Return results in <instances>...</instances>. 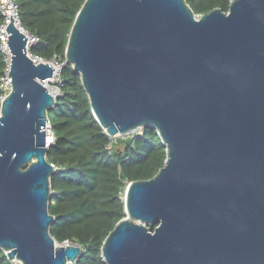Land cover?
Listing matches in <instances>:
<instances>
[{
    "label": "water",
    "instance_id": "water-1",
    "mask_svg": "<svg viewBox=\"0 0 264 264\" xmlns=\"http://www.w3.org/2000/svg\"><path fill=\"white\" fill-rule=\"evenodd\" d=\"M11 21L0 251L19 264H71L80 246L49 232L45 126L55 98L44 83L53 68L26 55ZM64 59L108 137L150 126L165 147L157 173L127 185L104 264H264V0L200 15L185 0H84Z\"/></svg>",
    "mask_w": 264,
    "mask_h": 264
},
{
    "label": "trees",
    "instance_id": "trees-1",
    "mask_svg": "<svg viewBox=\"0 0 264 264\" xmlns=\"http://www.w3.org/2000/svg\"><path fill=\"white\" fill-rule=\"evenodd\" d=\"M83 1L15 0L20 25L40 39L31 54L43 60L55 58L62 64L59 94L47 110L48 125L55 136L45 155L55 166L48 201V213L54 217L50 235L59 244L67 241L80 246V257L71 264H104L102 242L125 217L127 185L153 177L163 166L166 153L153 127L144 126L139 132L112 139L92 115L79 74L64 63L68 33ZM185 1L200 15L214 8L227 12L231 0ZM4 67L0 49V77ZM0 264L15 263L0 251Z\"/></svg>",
    "mask_w": 264,
    "mask_h": 264
},
{
    "label": "built area",
    "instance_id": "built-area-1",
    "mask_svg": "<svg viewBox=\"0 0 264 264\" xmlns=\"http://www.w3.org/2000/svg\"><path fill=\"white\" fill-rule=\"evenodd\" d=\"M8 15L12 17L15 21L14 25L15 27L24 34L26 38V44H25V49H26V55L35 63H47V64H54L53 68V75L51 78L55 76V72L58 71V76H57V84L61 82L60 80V70L62 67V64H59L55 58L51 60H43L39 56L31 54L30 50L33 47H36L40 39L38 36L33 35L28 33L23 27L20 25L19 22V11H18V6L15 2V0H0V16H1V23H0V49L4 55V60H5V67L3 69V73L0 77V102L4 99L5 96L10 92L11 90V78L9 77V64H10V52L7 47V35H6V27L9 24L8 22ZM9 77V78H8ZM49 78L47 81H50ZM46 82V81H45ZM56 84V89L59 91L58 87ZM56 98V97H54ZM135 132V131H134ZM55 142V136L51 132L49 126H45V147L49 148L52 144ZM62 245H70L67 241H64Z\"/></svg>",
    "mask_w": 264,
    "mask_h": 264
},
{
    "label": "rangeland",
    "instance_id": "rangeland-1",
    "mask_svg": "<svg viewBox=\"0 0 264 264\" xmlns=\"http://www.w3.org/2000/svg\"><path fill=\"white\" fill-rule=\"evenodd\" d=\"M57 76H58V71L55 72V76H54L53 78H51L50 81H48L47 86H46L48 92H49L53 97H56V96L59 94V91L56 89ZM139 131H140V129H139V130L137 129L135 132H132V133H136V132H139ZM129 134H131V133H129ZM129 134H126V135H123V136L118 135V136H116V137H125V136H127V135H129ZM116 137H113L112 139H114V138H116ZM14 263H15V264H19L18 262H14Z\"/></svg>",
    "mask_w": 264,
    "mask_h": 264
},
{
    "label": "bare ground",
    "instance_id": "bare-ground-1",
    "mask_svg": "<svg viewBox=\"0 0 264 264\" xmlns=\"http://www.w3.org/2000/svg\"><path fill=\"white\" fill-rule=\"evenodd\" d=\"M10 18H11V20H12L11 22H12V23H15L14 19H13L12 17H10ZM10 18L8 19V22H9ZM50 65H51L52 67H54V64H50ZM47 83H48V81H46V82L44 83V85L47 86ZM136 130H137V129H136ZM136 130H135V131H136ZM138 130H139V129H138Z\"/></svg>",
    "mask_w": 264,
    "mask_h": 264
}]
</instances>
